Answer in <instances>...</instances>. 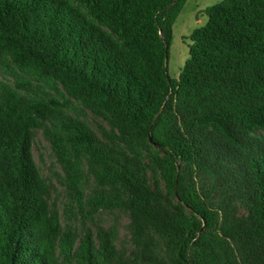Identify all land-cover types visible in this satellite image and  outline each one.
Wrapping results in <instances>:
<instances>
[{"label": "trees", "instance_id": "1", "mask_svg": "<svg viewBox=\"0 0 264 264\" xmlns=\"http://www.w3.org/2000/svg\"><path fill=\"white\" fill-rule=\"evenodd\" d=\"M186 1L0 0V264H264V0L208 6L172 79Z\"/></svg>", "mask_w": 264, "mask_h": 264}, {"label": "rangeland", "instance_id": "2", "mask_svg": "<svg viewBox=\"0 0 264 264\" xmlns=\"http://www.w3.org/2000/svg\"><path fill=\"white\" fill-rule=\"evenodd\" d=\"M220 1L222 0L186 1L173 26V39L168 61V76L170 78L176 79L179 77L186 60L189 58V44L191 42L189 35L194 29L207 23L208 16L205 11L206 8ZM33 151L44 176H49L58 185L56 172H60L61 170L55 163L50 144L44 137L42 131H38L37 133ZM58 187L61 192L62 187L59 185ZM117 216H119L121 237L124 238L128 235V217L121 215V213L104 215L106 224L114 222Z\"/></svg>", "mask_w": 264, "mask_h": 264}, {"label": "water", "instance_id": "3", "mask_svg": "<svg viewBox=\"0 0 264 264\" xmlns=\"http://www.w3.org/2000/svg\"><path fill=\"white\" fill-rule=\"evenodd\" d=\"M167 56H169L168 53H167ZM150 138H151V136H150ZM155 144H156V145H159L158 143H155Z\"/></svg>", "mask_w": 264, "mask_h": 264}]
</instances>
